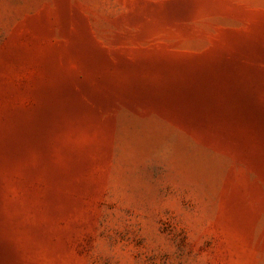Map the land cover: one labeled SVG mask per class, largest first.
Wrapping results in <instances>:
<instances>
[{
  "label": "rangeland",
  "instance_id": "1",
  "mask_svg": "<svg viewBox=\"0 0 264 264\" xmlns=\"http://www.w3.org/2000/svg\"><path fill=\"white\" fill-rule=\"evenodd\" d=\"M0 264H264V0H0Z\"/></svg>",
  "mask_w": 264,
  "mask_h": 264
}]
</instances>
